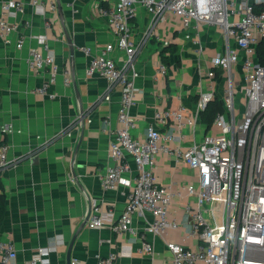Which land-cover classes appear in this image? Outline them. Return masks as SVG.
<instances>
[{
	"label": "crops",
	"instance_id": "crops-1",
	"mask_svg": "<svg viewBox=\"0 0 264 264\" xmlns=\"http://www.w3.org/2000/svg\"><path fill=\"white\" fill-rule=\"evenodd\" d=\"M9 1L20 3L22 10L5 13L3 6ZM34 1L44 9L36 7ZM113 1L0 0V20L18 27L9 36L10 42L0 33V126L11 124L16 130L4 139L12 164L0 171V191L6 197L0 241L14 244L16 264H27L43 248L50 250L48 262L39 264H96L99 257L111 253L119 254L115 264H174L167 242L187 248H197L200 243L197 238L186 237L190 231L187 208L196 203L187 191H182L185 185L197 184L198 176L167 154L157 157L156 175L158 182L175 194L169 219L179 227L163 235L148 234L154 257L141 253L143 240L136 232L146 225L142 217L135 218L132 232H117L111 225L100 229L86 225L91 198L114 211L117 220L127 201L124 187L105 191L100 179L114 165L110 145L121 128L120 88L110 91L106 78L87 76L90 60L114 41L108 20L99 12L100 6ZM130 27L137 45L135 67L140 75L136 80V104L131 110L137 120L133 134L145 138L148 128L155 124L162 133H170L172 121L158 122V110L178 111L183 107L187 120H193L203 94L213 88L216 95L223 90L222 82L210 78L208 72L211 60L226 49L224 36L220 29L209 25L184 29L180 19L169 14L165 20L155 21L142 4H137ZM21 38L24 44L18 48ZM166 39L170 44L165 47ZM168 47L177 52L166 54L167 71L162 74L161 53ZM82 48H88L90 54ZM48 50L55 55L54 67L31 70L32 53L46 55ZM117 56L121 64L123 53ZM67 68L71 69L70 86L64 83ZM53 70L56 76L52 82ZM240 70L238 67L236 88L238 101L243 103ZM43 84H49L55 99L36 92ZM109 93L110 101H104ZM82 109L84 117L79 121ZM211 128L200 116L195 126L186 128V140L173 146L187 148ZM129 163L134 174L135 164L131 159Z\"/></svg>",
	"mask_w": 264,
	"mask_h": 264
},
{
	"label": "built area",
	"instance_id": "built-area-1",
	"mask_svg": "<svg viewBox=\"0 0 264 264\" xmlns=\"http://www.w3.org/2000/svg\"><path fill=\"white\" fill-rule=\"evenodd\" d=\"M33 4L44 9L36 1ZM137 4H142L155 21H163L169 14L180 19L184 29L209 25L220 29L224 36L226 49L211 60L212 69L208 72L210 78L222 82L223 112L215 117L211 132L187 148L173 144L186 140V128L198 123L201 113L215 99L216 89L200 98L195 119L187 120L183 107L178 111L158 110L156 120L172 121L173 130L162 133L155 124L148 128L145 138L134 136L137 120L131 110L136 104V80L140 75L135 67L137 45L132 39L130 20L136 15ZM3 9L5 13L21 11L22 5L9 1ZM99 12L108 20L114 41L90 60L87 76L106 78L110 91L120 88L121 96V128L110 145L114 165L100 179L105 191L124 187L127 201L117 220L114 211L106 210L102 201L91 198L85 218L87 227L100 229L111 225L117 232H132L135 218L142 217L146 225L136 232L143 240L141 253L154 257V245L147 239L148 234L163 235L179 227L169 219L175 194L160 184L156 175L157 157L167 154L178 165L189 166L198 176L197 184L185 185L182 191H187L196 203L195 207L187 208L190 231L186 237L197 238L200 243L197 248H187L167 242L174 264H264V61L257 50L264 41V0H114L108 6H100ZM17 30V25L0 20V33L6 42H10L9 36ZM23 44L21 38L17 47L22 48ZM163 44L168 46L170 40H163ZM82 50L90 54L88 48ZM118 52L123 53L121 64ZM54 65L55 55L50 50L46 55L34 51L29 61L33 71ZM238 67L243 103L237 97ZM159 71L166 73L167 66L160 64ZM52 75L53 82L55 70ZM64 83L66 86L72 83L70 68L64 70ZM36 92L56 98L49 92V84H43ZM110 99L111 93L104 97V101ZM238 103L243 106L242 113ZM14 132L11 124L0 126V171L12 164L9 145L4 139ZM130 159L136 167L134 174ZM49 251L41 249L27 264L48 262ZM118 257L119 254L111 253L99 257L96 264H115ZM16 263L14 244L0 241V264Z\"/></svg>",
	"mask_w": 264,
	"mask_h": 264
},
{
	"label": "trees",
	"instance_id": "trees-1",
	"mask_svg": "<svg viewBox=\"0 0 264 264\" xmlns=\"http://www.w3.org/2000/svg\"><path fill=\"white\" fill-rule=\"evenodd\" d=\"M258 54L262 61H264V41L258 45ZM177 49H173L172 47H168L162 51V58L164 64L167 63L168 57L166 56L167 53H176ZM221 74L220 71L217 72L219 76ZM223 112V103L221 97L216 95L215 99L212 100L207 108L201 113V120L206 124L207 128L210 129L212 126L215 117L217 114ZM6 212V197L3 191H0V226L4 221V216Z\"/></svg>",
	"mask_w": 264,
	"mask_h": 264
},
{
	"label": "water",
	"instance_id": "water-1",
	"mask_svg": "<svg viewBox=\"0 0 264 264\" xmlns=\"http://www.w3.org/2000/svg\"><path fill=\"white\" fill-rule=\"evenodd\" d=\"M58 2H59V0H58ZM59 5V13H60V15H62V7L60 6V4H58ZM66 35H67V31H66ZM67 40H68V42H69V44H71V41H70V39H69V37L67 36ZM71 53H72V56L74 55V48L71 46ZM81 113H82V115H81V119L84 117V111H83V109L81 110ZM75 242V238H74V240H73V242H72V244ZM69 264H71V263H69Z\"/></svg>",
	"mask_w": 264,
	"mask_h": 264
},
{
	"label": "rangeland",
	"instance_id": "rangeland-1",
	"mask_svg": "<svg viewBox=\"0 0 264 264\" xmlns=\"http://www.w3.org/2000/svg\"><path fill=\"white\" fill-rule=\"evenodd\" d=\"M242 84V83H241ZM242 88H243V85H242ZM219 97H221L222 98V96H223V93H222V91L219 93V94H217ZM239 104V103H238ZM238 107H239V109H240V112L242 113L243 112V106L242 105H238Z\"/></svg>",
	"mask_w": 264,
	"mask_h": 264
}]
</instances>
